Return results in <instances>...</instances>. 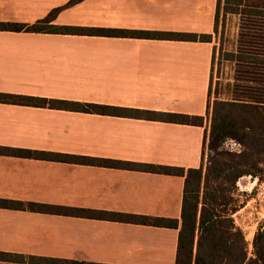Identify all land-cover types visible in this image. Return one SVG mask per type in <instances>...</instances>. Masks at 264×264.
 <instances>
[{
    "label": "crops",
    "instance_id": "0c3cea01",
    "mask_svg": "<svg viewBox=\"0 0 264 264\" xmlns=\"http://www.w3.org/2000/svg\"><path fill=\"white\" fill-rule=\"evenodd\" d=\"M217 0H0V21L213 34L212 42L0 31V92L206 116ZM203 126L0 103V198L177 219L184 177L24 149L199 168ZM5 148V149H4ZM178 229L0 208V264H175Z\"/></svg>",
    "mask_w": 264,
    "mask_h": 264
},
{
    "label": "trees",
    "instance_id": "16d2710c",
    "mask_svg": "<svg viewBox=\"0 0 264 264\" xmlns=\"http://www.w3.org/2000/svg\"><path fill=\"white\" fill-rule=\"evenodd\" d=\"M77 1V0H73ZM60 9L32 24L0 21V31L42 34L103 36L169 41L212 42L213 34L57 25ZM238 17L235 44L224 55L231 64V77L213 83L212 67L207 93L206 116L209 127L203 139V158L199 168L126 162L101 158L78 157L45 151L5 149L22 158L58 160L184 177L180 223L177 219L151 218L135 214L77 208L43 203H24L0 198V208L44 212L66 216L128 222L178 229L175 264H264V224L252 240V256L244 231L235 224L239 211L235 191L243 176L261 180L264 176V0H217L214 35H219L220 13ZM0 103L47 107L101 115L203 126L204 116L162 113L129 107L74 102L18 94L1 93ZM231 140L239 152L224 148ZM1 259H10L7 254Z\"/></svg>",
    "mask_w": 264,
    "mask_h": 264
},
{
    "label": "rangeland",
    "instance_id": "374dc122",
    "mask_svg": "<svg viewBox=\"0 0 264 264\" xmlns=\"http://www.w3.org/2000/svg\"><path fill=\"white\" fill-rule=\"evenodd\" d=\"M238 33V17L235 15H224L220 13L219 35H214V47L216 48L213 60V83L226 81L231 77V64L224 59L227 51H230L236 41ZM209 123V117L205 116ZM224 148L229 151L241 150L235 142L228 140ZM202 163L207 161V150ZM236 205L240 206L238 212L233 215L235 224L240 227L246 237L248 244V255L252 256V240L255 232L261 224H264V176L261 180L252 176H243L237 181L235 191Z\"/></svg>",
    "mask_w": 264,
    "mask_h": 264
}]
</instances>
